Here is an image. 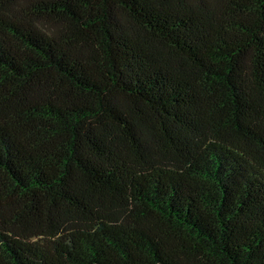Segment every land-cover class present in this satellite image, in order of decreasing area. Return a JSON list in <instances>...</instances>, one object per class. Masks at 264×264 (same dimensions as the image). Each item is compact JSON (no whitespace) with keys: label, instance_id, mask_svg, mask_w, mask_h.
<instances>
[{"label":"trees","instance_id":"16d2710c","mask_svg":"<svg viewBox=\"0 0 264 264\" xmlns=\"http://www.w3.org/2000/svg\"><path fill=\"white\" fill-rule=\"evenodd\" d=\"M0 264H264V0H0Z\"/></svg>","mask_w":264,"mask_h":264}]
</instances>
